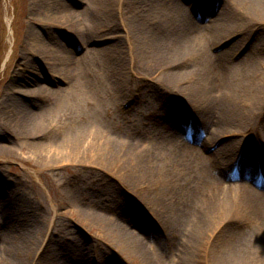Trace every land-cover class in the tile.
I'll return each instance as SVG.
<instances>
[{"label": "rangeland", "instance_id": "1", "mask_svg": "<svg viewBox=\"0 0 264 264\" xmlns=\"http://www.w3.org/2000/svg\"><path fill=\"white\" fill-rule=\"evenodd\" d=\"M144 1L129 0L124 19H129L131 23L140 26L141 31H149L152 38L147 44L141 45L142 43L139 44L138 41L133 44L138 50L136 53L139 54L131 61L126 60L129 75L124 83L115 75L117 73L114 70H110L109 65L111 66L112 63L109 60L94 55L90 63L83 62L85 69L81 68L86 79L90 81L88 92L81 95L74 93L75 90H70L68 94L70 97L49 95L41 101L36 100L39 98H31L30 101L23 99L19 107L30 110L32 105L38 104L42 107V111L50 110L51 124L57 125L55 132L61 130L60 135L66 133L65 137L76 129L84 130L93 127V129L104 130L109 136L117 138L122 143L135 140L141 144L156 146V143L160 141L175 139L185 144V141H188V134H195L191 140L193 146L203 140H209L208 127L205 126L208 109L205 110L206 113H196L192 118L190 112L193 113V110L190 105L193 100H176L173 97L175 84L154 83L146 79L152 70H149V64L142 59L141 51L144 50V53L150 51L152 45L156 43L161 48L162 46L158 43L162 42V39L165 40L167 35L162 28L163 19H153L155 12ZM201 1L183 0L185 2L183 8L189 5L190 9L211 21L219 18L217 0ZM223 1L227 10L220 23L226 25L240 23L241 26L237 29V35L229 43L222 42V47L220 50L217 49L219 50L217 53L219 55L224 53L222 49H228L227 46L230 44L237 46L238 40L244 35L251 38L250 45L263 43L264 26L256 25V22L252 20L248 21L237 11L236 4L232 0ZM72 5L77 11L84 10V7L76 1ZM30 6L31 0H0V146L7 145L15 149L13 154L1 155L0 152V235L5 229L13 236H18L22 226L25 225L48 231L55 220L59 231L55 238L59 240L67 234L74 242H69L72 241L69 239L59 240L60 243L54 253H64L74 245L77 246L74 247L79 255L69 253L68 255L72 257L67 258L68 264H136L137 262L131 263V259L120 263L116 254L120 246L114 241L112 235H107L106 227L96 221L97 219L93 220L96 225L85 223V216L88 213L90 218L106 217L116 223L119 222L123 227L130 225L132 230L141 233L146 239L152 254L164 256L167 264H174L175 256L180 247L181 249L183 247L182 241L187 239L186 236L189 233H192V229L189 230L183 222L186 221L188 224L190 221L193 222L190 214L181 217L179 212L180 204L185 200L182 190L176 191L182 184V168L171 165L169 170L177 174V177H171V180H165L166 177L157 173L153 178L144 179L140 183L138 178L141 181L143 178L140 177H145L146 171L137 167V158H129L128 155L107 160L108 165L105 167L108 169L105 171L92 167L83 168L76 164L48 168L39 165L30 154V148L23 146L24 132L10 121L8 116L11 117L12 114L8 113L6 106L11 101L6 103V99L11 100V98H6L3 93L8 90L10 84L13 89V85H22L21 80H13V77L19 73V66L25 69L23 60L27 37L30 31L38 33L42 31V27L29 22L32 17ZM37 11L41 13L43 9L38 7ZM175 16L180 19L178 11L175 12ZM81 17L80 27L89 22L87 13H82ZM190 18H192L191 15ZM124 21L127 24L130 23V21ZM147 21L153 30L150 31L148 23L144 27ZM101 23V26H108L103 24V21ZM213 27V30L210 28L213 33L220 30L218 23ZM161 32L164 34L162 38L155 36L160 35ZM55 33L66 45L64 48L72 57H80L83 54L84 51L77 48L78 44L75 41L68 40L66 33L65 37H62V33L57 30ZM122 33L120 26L113 25L106 34L114 37ZM172 33L175 35L174 32ZM93 37H99V35L93 34ZM235 45L233 47L237 49ZM96 47L95 49L100 53L112 55L106 44L103 46L99 44V47ZM236 54L235 57L231 55L227 58L229 61L227 66L232 72L238 70L247 72L248 70L244 68L247 64L250 66L264 59L263 55L255 59L251 51L246 52L244 49ZM35 64L37 65L36 62ZM37 66L41 80L37 78L36 81H41L42 86L50 85L45 78L47 66L40 62ZM259 112H251L246 116L249 129L243 137L229 139L231 143L239 142V144L238 148L230 149L231 151L228 150L227 154L222 155L221 167L223 166L227 171L226 183L244 181L242 177L234 178L232 166L228 165L236 156L241 159L254 158L256 155L264 157V145L259 141L260 136L264 137V110L261 115ZM233 130L235 129H231ZM223 134L222 139L229 138L228 134ZM56 138L60 140L61 136ZM218 147H220L218 142L212 143V150L207 154H211ZM232 151L233 154H230ZM125 152L128 153L127 150ZM155 152V156H158V151ZM148 155H146V163L153 158L151 154ZM162 155L166 159L169 158L168 154L162 153ZM139 170L143 174L139 173ZM213 173L215 178L220 177L218 172ZM139 174L143 176L139 177ZM209 180L212 181V179ZM157 181L158 183H155ZM143 184L145 185L137 189ZM155 184L158 188L153 189ZM259 189L264 191L263 187ZM248 203L244 207H240L242 204H232L228 208L215 207L216 213L221 212L208 229L212 236L211 241L214 240L215 244L214 251H209L208 255L215 256V264H246L251 260L248 253L264 250L262 219L253 212L254 206L251 202ZM153 211L154 214H152ZM84 224L88 226L85 227ZM156 225L162 229H158ZM130 226L127 228L129 229ZM96 235L98 238L95 237ZM0 242H2L1 238ZM48 255L50 253L42 259L45 261ZM236 257L238 258L235 260ZM63 262V259L58 260V264ZM48 263L47 261L43 264Z\"/></svg>", "mask_w": 264, "mask_h": 264}, {"label": "bare ground", "instance_id": "2", "mask_svg": "<svg viewBox=\"0 0 264 264\" xmlns=\"http://www.w3.org/2000/svg\"><path fill=\"white\" fill-rule=\"evenodd\" d=\"M75 1L80 3L84 10H75L72 5ZM232 1L236 4L237 11L248 21L252 20L256 22V25L264 26V0ZM144 2L154 10L153 19H163L162 28L167 35L165 40L162 39V42L158 43L162 46L161 48L156 43L152 45L150 51L146 53L144 50L141 51L142 59L149 64V70H152L146 79L154 83L175 84L173 97L176 100H193L191 104L193 117L199 112L206 113L205 110L208 109L205 126L208 127L209 140H203L197 146H186L173 138V140L160 141L156 143V146L141 144L135 140L122 143L117 138L109 136L104 130L93 129V127L84 130L76 129L65 137L66 133L60 135L61 130L55 132L57 125L51 124L50 110L42 111V107L38 104L32 105L30 110L19 107L23 99L30 101L31 98H39L36 100L41 101L49 95L68 97L70 90H75L74 93L81 95L88 92L90 81L86 79L81 68L85 69L83 62L90 63L94 55L109 60L112 63L111 66L109 65L110 70H114L117 73L115 75L124 83L129 75L126 60L131 61L139 54L136 53L138 50L133 44L136 41L140 42L139 44L142 43L141 45L147 44L152 38L149 31H141L140 26L131 23L129 19H124L129 0H31L32 17L29 22L42 27V31L39 33L30 31L27 37L23 60L25 69L19 66V73L13 77V80H21L22 85H13V89L10 84L8 90L3 93L6 98H11V100L6 99V103L11 101L6 106L8 113L12 114L8 117L24 132L22 133L25 139L23 146H28L33 159L44 167L76 164L83 168L92 167L105 171L108 169L105 167L108 165L107 160L128 155L129 158H137V167L146 171L145 177H140L143 175L139 174V177L143 178L141 181L138 178L141 183L144 179L153 178L157 173L166 177L165 180H171V177L176 178V172L172 173L173 171L169 169L171 165H178L183 169L182 184L178 186V190L176 188L175 190L181 189L185 198L180 204L179 212L181 217L190 214L193 222L190 221V224L183 222L189 230L192 229V233H187V239L182 241L183 247L182 249L180 247L173 262L174 264H215V256L208 255L209 251H214L215 247L208 229L221 212H215L216 206L228 208L232 204H242L240 207H244L251 202L254 206L253 212L262 219L264 226V192L257 190L253 185L256 184L255 181L226 183L227 171L223 166L221 167L222 155L227 154L228 150L231 151L230 149L238 148L239 142L233 144L229 139L243 137L249 129L246 116L258 111L261 115L264 110V59L250 66L247 64V67H244L248 70L247 72L240 70L232 72L227 66L229 62L227 58L231 55L235 57L238 51L247 49L249 46L255 59H259L262 55L264 58V42L250 45L251 38L244 35L238 40L237 46L233 44L237 49H234L232 45L224 50L221 56L215 55V50L221 47L219 43L229 42L237 35V29L241 26L240 23L230 25L220 23L227 10L226 6H223L225 1L217 0L216 2L220 19L217 18L214 21L206 19L201 26L197 23L198 16L190 11V7L183 8L184 4L180 3V0L179 2L177 0H145ZM38 7L43 9L41 13L37 11ZM176 11L179 12L180 19L175 16ZM82 13H87L89 22L80 27ZM124 20L130 23L127 24ZM101 21L108 26H101ZM149 21L144 24V27L148 23L151 31L153 29ZM217 23L220 30L213 33L210 28L213 30V26ZM113 25L120 26V31L123 33L109 37L106 33ZM56 30L62 33V37H65L66 33L70 42L73 40L78 44V48L84 49L83 54L80 57H72L65 49L66 45L55 33ZM93 34H98L99 37L94 38ZM89 35L91 36L88 37ZM157 35L160 38L164 36L163 32L155 36ZM109 41L112 44L108 45ZM102 43L107 45L112 57L95 49L97 44L99 47ZM148 52L150 53L147 55ZM35 62L37 65L40 62L47 66L45 78L50 85L42 86L41 81H36L37 78L41 79L38 75L39 67ZM231 129L235 130L231 131ZM222 134H228L229 138L222 139ZM57 136H61V139H57ZM50 139L53 140L50 141ZM216 141L220 147L211 154H207L212 150V143ZM155 147L157 148L154 150ZM126 150L128 153L125 152ZM13 151L15 149L11 146H0L1 155L13 154ZM155 151H158V156H155ZM162 153L168 154L169 158L163 157ZM148 154H151L153 158L146 163ZM230 154H233V151ZM247 159L246 161L254 160ZM237 162L236 157L228 165ZM260 162L264 166V162L262 160ZM249 164L248 166L254 167L252 163L249 162ZM253 167L250 169L255 170ZM140 170L139 173H142ZM214 171L220 175L218 179L214 177ZM144 185H139L137 189ZM152 188H158V185L155 184ZM55 216L57 220L58 212ZM95 219L106 227L107 235H112L114 241L120 246L116 251L120 263L131 259L130 262H137L136 264H167L166 257L151 253L152 249L142 235L127 228L130 225L123 227L114 220L106 217L90 218V214L86 213L85 223L96 225L93 221ZM51 224L49 232L36 226H22L18 236H13L10 231L4 229L3 234L0 235L2 240L0 264H43L47 261L48 264H58L60 259L64 260L61 264H68L67 258L72 257L68 255L69 253L79 255L75 248L77 246L72 245L73 247L64 253H54L60 241L72 240V237L65 234L59 241L55 238L59 232L55 220ZM87 224L84 226H88ZM158 227L160 228L159 225ZM95 237L98 238V235ZM48 253L50 255L44 261L42 258ZM248 255L251 260L246 264L251 262L264 264V250L248 253Z\"/></svg>", "mask_w": 264, "mask_h": 264}]
</instances>
